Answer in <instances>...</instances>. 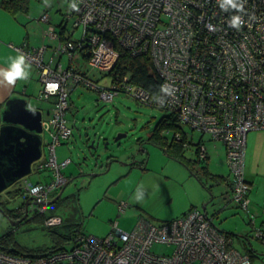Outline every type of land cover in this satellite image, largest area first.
Listing matches in <instances>:
<instances>
[{"label": "built area", "instance_id": "2783aa9c", "mask_svg": "<svg viewBox=\"0 0 264 264\" xmlns=\"http://www.w3.org/2000/svg\"><path fill=\"white\" fill-rule=\"evenodd\" d=\"M237 2L243 3V12L225 0H75L78 10L70 7L59 27L51 23L48 13L39 17L48 23L45 35L53 43L9 44L38 69V97L54 98L52 111L42 117L43 134L51 138L50 153L45 160L38 159L37 166L49 169L51 180L32 183L23 178L26 193L33 196L40 213L48 210L52 193L68 181L62 170L71 159L59 161L56 147L72 135L67 114L70 94L79 84L99 91L105 102L125 92L175 114L180 125L201 133L195 143L200 161L208 157L204 135L222 142L232 174V200L243 210L250 208L245 148L249 131L264 130V0ZM236 15L243 20L238 29L230 24ZM72 17L74 28L83 26V37L69 39L65 33L66 38L60 39L61 25L66 28ZM117 46L132 56L150 54L162 80L155 97L129 83L126 75L112 78L111 87H99L90 77L92 68L107 73L116 65ZM76 57L86 60V70L72 65ZM181 127L174 136L185 137L190 148L193 134ZM62 222L60 215L45 217L48 227ZM256 235L264 241V226ZM155 243L173 245L174 251L156 253ZM232 243L213 217L194 207L158 224L142 219L131 232L114 223L106 236L79 234L69 247L38 256L0 248V264H251L250 255L234 249Z\"/></svg>", "mask_w": 264, "mask_h": 264}, {"label": "rangeland", "instance_id": "374dc122", "mask_svg": "<svg viewBox=\"0 0 264 264\" xmlns=\"http://www.w3.org/2000/svg\"><path fill=\"white\" fill-rule=\"evenodd\" d=\"M70 5V0H49L47 6L44 0H31L28 23L25 25L29 39L36 44L41 42L42 33L48 26V23L39 20L43 13H48L51 23L58 25L64 14L70 12ZM74 20L72 17L67 22L65 33L71 34L74 40H80L84 28L82 25L74 28ZM48 41H51L49 37ZM62 62L64 66L68 65L66 55ZM72 65L86 70L84 58L76 57ZM29 72L31 79L27 83L26 98L30 106L41 109L45 118L52 111L54 98L46 101L38 97L41 88L39 71L30 63ZM89 75L99 87L112 85V76L105 71L92 68ZM70 103L67 118L73 134L62 139L56 147L59 161L71 159L62 170L68 181L52 193L50 201L63 189L62 194L49 204L44 214L30 215L18 225H13V219L0 210V238L10 235L11 244L15 243L22 251L46 249L54 244V237L69 236L75 230L103 237L113 230L115 223L118 229L131 232L142 219L158 224L198 207L214 217L221 229L233 232L231 239L234 249L247 254L250 251L255 256L252 264H264V254H259L260 251L264 252V243L254 235V228L248 223L250 215L226 192L228 185L203 176V180H200L188 165L190 163L197 169L200 165L196 160L195 143L201 133L192 132L188 126L181 125L185 131L193 134L192 144H189L190 148L185 150V156L181 159L169 155L163 147L148 139L155 124L167 114L166 110L125 92H119L113 101L105 102L100 98L99 91L82 84L71 92ZM172 132L168 129L162 131L167 137H172ZM120 133L126 136L116 139ZM210 139L208 135L203 136L211 154L208 168L214 173L228 176L230 168L225 145ZM50 141L49 135L44 133L40 160L49 157ZM189 141L187 138L186 143ZM95 158L99 159L98 165L94 163ZM135 160L138 162L131 163ZM38 162L32 164L27 180L32 183L51 180V171L37 169ZM110 162L109 170L105 171ZM26 191L24 181L20 179L0 193V200L8 209L15 208L24 200L22 195ZM205 203L206 210L203 208ZM49 215L62 216L63 223L48 227L44 219ZM258 219L264 221L263 212ZM152 249L159 254L172 253L174 246L155 243Z\"/></svg>", "mask_w": 264, "mask_h": 264}, {"label": "trees", "instance_id": "16d2710c", "mask_svg": "<svg viewBox=\"0 0 264 264\" xmlns=\"http://www.w3.org/2000/svg\"><path fill=\"white\" fill-rule=\"evenodd\" d=\"M30 1L31 0H0V4L10 11L15 16L28 14L30 9ZM60 24V23H59ZM65 26L60 27L59 37L60 39H65ZM71 39V34L67 36ZM120 56L116 63V65L107 72V74L111 75L112 78L127 76L128 82L133 84L135 87L144 89L148 92L151 97H155L161 87V77L159 73L156 71L153 61L151 59L150 54H143L139 56H132L131 53L117 46ZM86 53L82 52V57H84ZM78 69H82V67H78ZM114 81V79L112 80ZM141 101V100H140ZM143 102V101H142ZM146 103V102H145ZM154 105L151 102H148ZM164 129H168V131H173L172 137H167L162 131ZM178 130H182L181 125L178 122V118L175 114L167 112L156 124L155 127L151 130L149 135V140L154 142L155 144L164 148L165 152L169 155L183 158L185 156V150L188 147L185 146V137L181 139H177L174 134ZM197 152V148H196ZM197 162L200 163L198 169L190 163H188L192 172L200 177V180H203L201 176L211 179L216 182L225 181L228 179L226 176L212 174L208 168V161L196 159ZM141 164H145V162H140ZM57 195H55L56 197ZM15 209H8L5 212L8 216H14ZM9 216V217H10ZM45 220V219H44ZM63 223V222H62ZM233 232H226L228 237H231ZM83 234L81 230H75L71 235H65L64 237L56 236L54 237V244L46 249H34L22 251L18 247H16L15 243L11 244L10 235L4 236L0 238V248L8 253L20 254V255H30V256H38L42 254H47L49 252L57 251L60 249L67 248L68 245L72 244L73 239L79 235ZM249 238V237H248ZM9 239V241H8ZM67 244V245H66ZM250 257L252 255L249 253Z\"/></svg>", "mask_w": 264, "mask_h": 264}, {"label": "crops", "instance_id": "0c3cea01", "mask_svg": "<svg viewBox=\"0 0 264 264\" xmlns=\"http://www.w3.org/2000/svg\"><path fill=\"white\" fill-rule=\"evenodd\" d=\"M27 16H28L27 14L15 16L0 4V70H7L10 66L11 60L17 57L18 55L22 54L16 51L15 49H13L12 47H10L9 46L10 43L15 45L27 44L29 47H37V45L41 43L47 44L49 42L48 37L45 35V30L44 33H42L40 43L36 44L33 40L29 39V33H25V25L26 23H28ZM50 43H53V41L51 40L49 44ZM26 71H29V69H26ZM30 79L31 78L28 77L27 80H17L15 85H9L3 79V76H0V113L2 108L5 106L6 101L11 96L22 95L26 97V94L28 92L27 83H29L28 81ZM1 124L2 122H1V114H0V125ZM260 131L264 132V130H251L248 132L246 136V148H245V176L247 181L251 185V189L249 193L250 208L244 211L247 212L248 215H250L249 217L250 219L248 223H250L252 225V228H254L255 234L257 231L256 229L264 226V221L258 219V216H261L264 207V134ZM215 147L217 146L215 145ZM210 156L211 154L208 152V157H207L208 162L210 160ZM210 172L212 174L225 176L224 174L214 173L211 170ZM226 177H228L227 180L217 183L227 184L228 187L226 192H229V195L231 196V189H230L231 178H232L231 170H229V174ZM186 212H184V214ZM213 221L215 222L214 217H213ZM221 230L224 232H229L225 229L224 230L221 229ZM260 240L262 241L261 238ZM249 253L252 255L251 258V264H252V259L255 256L253 255L252 252L249 251Z\"/></svg>", "mask_w": 264, "mask_h": 264}, {"label": "water", "instance_id": "95a60500", "mask_svg": "<svg viewBox=\"0 0 264 264\" xmlns=\"http://www.w3.org/2000/svg\"><path fill=\"white\" fill-rule=\"evenodd\" d=\"M59 26L60 24L56 25V27ZM0 114L2 122L0 125V193H2L13 183L31 173L32 164L41 158L43 114L41 109L30 106L27 98L22 95L11 96ZM123 136L126 134L120 133L116 139ZM136 162L138 161L135 160L131 163ZM94 163L98 165L99 159L95 158ZM110 165L111 162L108 163L105 171L109 170ZM62 192L63 189L51 202H55ZM203 208L207 209V203ZM0 210L5 212L2 207ZM5 214L8 216L6 212ZM21 220H11V222L13 225H17ZM254 235L259 238L255 233ZM259 254H264V252L260 251Z\"/></svg>", "mask_w": 264, "mask_h": 264}, {"label": "clouds", "instance_id": "9594fccd", "mask_svg": "<svg viewBox=\"0 0 264 264\" xmlns=\"http://www.w3.org/2000/svg\"><path fill=\"white\" fill-rule=\"evenodd\" d=\"M227 5H230L233 8H236L238 12H243V3L237 2V0H225ZM44 4L49 5V0H44ZM70 7L74 10H78V6L73 0V3ZM223 7V5H221ZM232 27L239 28L243 24V20L239 15L233 16L231 22ZM30 69V64L26 62V57L23 54L18 55L17 57L11 60L10 66L7 70H0V76H3V79L9 85H15L17 80H27L30 72L26 71ZM167 91L168 89H164Z\"/></svg>", "mask_w": 264, "mask_h": 264}, {"label": "flooded vegetation", "instance_id": "af4514ba", "mask_svg": "<svg viewBox=\"0 0 264 264\" xmlns=\"http://www.w3.org/2000/svg\"><path fill=\"white\" fill-rule=\"evenodd\" d=\"M72 130H73V128H72ZM72 134H73V131H72ZM22 180H23V178H22ZM22 196L24 197V200L22 201V203L18 204V206L15 208H9V209H15L14 214H13L14 216L9 215L10 218H12L13 220L22 219L18 224H21L22 222L26 221L30 217V215L42 214L39 212V208L34 203L33 196H30L26 192H23ZM0 205L2 206V208L4 210H8V208L4 202L1 201Z\"/></svg>", "mask_w": 264, "mask_h": 264}]
</instances>
